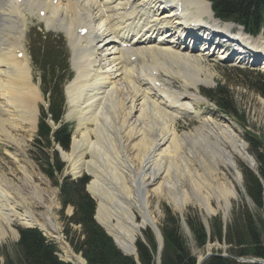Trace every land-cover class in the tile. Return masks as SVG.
<instances>
[{
  "label": "bare ground",
  "instance_id": "obj_1",
  "mask_svg": "<svg viewBox=\"0 0 264 264\" xmlns=\"http://www.w3.org/2000/svg\"><path fill=\"white\" fill-rule=\"evenodd\" d=\"M172 8L179 19H173ZM163 9L165 15L160 14ZM27 17L67 39L75 76L65 92L79 137L74 136L62 159L73 177L91 178L87 190L97 203V223L121 251L136 255V240L146 227L158 231L157 243L162 245L147 202L148 188L179 213L189 202L199 201L207 213H214L211 196L220 208V201L229 208L235 188L218 166L230 168L240 185L232 156L252 171L256 162L241 140L226 129L213 130L215 124L207 121L189 138L178 135L176 117L188 113L193 102H206L198 95L199 87L212 81L210 76L200 79L195 51L158 34L160 26L176 25L178 30L180 24H217L206 0H0V144L18 148L23 144L19 134L36 131L42 102L25 51ZM247 44L264 50L262 40L249 39ZM173 82L196 96L176 93ZM9 155L20 177L16 182L0 171V241L12 222L54 234L56 193L41 189L36 177H43ZM41 208L42 216L36 212ZM53 240L71 257L68 261L85 264L63 236L56 233Z\"/></svg>",
  "mask_w": 264,
  "mask_h": 264
},
{
  "label": "rangeland",
  "instance_id": "obj_2",
  "mask_svg": "<svg viewBox=\"0 0 264 264\" xmlns=\"http://www.w3.org/2000/svg\"><path fill=\"white\" fill-rule=\"evenodd\" d=\"M211 22L213 21H210V23ZM261 40L264 43V30L260 33V36L257 39H255V41L257 42ZM24 45H25V51L28 55L27 57L30 58L28 59L30 63V67L32 66L31 67L32 76H33L32 79H34V82H36V84L39 85L40 90H42L41 92H44V90L46 92L42 94L43 95L42 102L39 104V116H40V114L46 111L47 109L46 107L50 102L51 90H53V88L56 87L58 83L56 79L60 80V78L63 79L73 78L72 77L73 74L71 72L72 69L71 58H70L71 50L67 43L64 33L60 31L52 32L46 30L45 25L43 23L38 22L33 17H27L26 37L24 40ZM38 48H40L44 52L43 53L40 52L41 54H38L40 56L38 57V59L35 60V62L37 63L36 65L37 67H35L34 60H32V53L37 55ZM52 48L55 49L56 51L51 52L53 54H48V52H50ZM48 55H52L54 57L59 56L61 58L58 63V66L62 68V71L60 70L59 67L56 68L54 70V77L52 75L51 67L47 66L45 62V57H48L49 61H51ZM64 59L66 60V62L68 61L67 63L68 67L70 63L71 68L69 69L65 68V64L62 61ZM199 60L202 68V70L199 73L200 79L202 80L210 76V79L212 81L211 85H208L207 87L205 86L199 87L200 92L202 93L203 90L215 88L218 84H225V83L228 84V86L230 87L229 88L230 96L233 101L234 109L236 110V112L234 113L236 114L224 115L221 112H219L216 106L212 105L208 100L205 99L206 102L201 101L199 102V104L193 106V111L191 113L181 114L176 117L177 119L176 131L178 135L186 134L189 138L192 134H194V132L198 131V127L200 125H203L207 121L209 125L215 124L216 127L212 128L213 130L217 128L226 129L227 131L231 132L232 135L236 136L239 140H241L246 146L247 155L251 158L252 155L248 151L250 147L246 140L247 137L255 136L256 139L262 142L264 145V98H262L260 95L254 92H251L250 90L237 86L238 83H241V79L238 78L237 76H242V74L235 71V69L232 67L233 65H231L230 63H213L211 60L208 59L205 60L199 59ZM70 83H68L67 86ZM171 86L173 89H175V92L178 94H183L187 96H196L193 90L188 89L187 91H184L177 83L175 84L173 82ZM65 88L63 92H64V97L66 99V106H65L66 113L62 117V124L67 125L70 127V129H72L71 141H70V145H71L74 136L79 137V132L77 133L78 121L74 114L71 115L69 113L70 107L65 92ZM48 123L53 124L50 120H48ZM54 128L56 129L57 127L55 126ZM37 131L38 129L32 134H29L26 131L22 132V134H19L18 136L21 135L20 137L21 139H23V144L21 145L20 148L12 144L10 146H5L4 144H0V171L3 172L9 178L14 179L15 181L19 179L20 175L18 174V169L16 168V164L13 163V159L9 155L11 154L18 159L20 165H23L27 168L28 172H34L35 174H40L43 177V181H40L38 177H36L38 182L41 184V189L47 188L48 190L50 188L49 190H52L56 193L53 213L56 219L57 228L54 234L57 233L58 235L63 236V241L73 252L72 248L69 245V241L73 239V241L77 242V240L80 239L81 236L80 229L78 226H73L71 224H68V219L73 214V208L71 206H67L66 208L62 207L60 202L59 189L55 185V183H53L46 175V171H47L46 163L47 162L53 163L54 153H57L56 155L58 156L59 161L62 165L61 174L60 175L56 174V178H55L56 181L58 182H61L63 177H69L70 179L87 177L89 178V180L91 178L87 174H82L78 177H73L72 175H70L68 173L69 171L67 168V164L62 159V155H61L62 153L69 152V150L64 151L58 145H53L52 142L50 143V145H53V147L49 146L50 148L39 145L37 143L38 140ZM209 139L211 142L216 141L210 135H208V140ZM196 150H194L195 153L200 152L202 154V152L199 149ZM232 157L236 162V168L241 176L240 185L235 181L234 178L235 174L230 168H225V166H220V165L218 166V170L222 174H224L226 178H228V180L235 188V192H236V195L234 197H230V206L227 210L224 209L221 201H220V205H221L220 208L218 205V201H216V199L213 196H211L209 199L210 201L209 203L210 206L212 205L211 208L215 210L214 213H207L201 201H199L198 204L189 202L183 207L182 213H179L166 200V198L155 197L151 195L150 192L151 189L150 188L147 189V202H148L149 210L153 218L155 219V223L159 231L165 219V209H168L173 214V216L179 220L180 234L183 237L186 243V247L188 248L190 254L196 258V261L203 258L206 254L232 256L230 255L231 250L233 249L235 251L237 250V248L235 247L232 248L231 245L227 244L225 240L218 242L217 240L212 239V236H210V234L215 229L214 227L215 219H218L220 221L222 227L225 230L229 228L233 232L235 230H238L239 232L240 230H242L245 223L244 217L247 214H249L253 218L255 224L258 227L261 226L262 221L264 220V214L259 208H257L254 205V203L249 198L245 190L244 179L241 170L247 166L242 161L238 160L236 157L234 156ZM256 170H257V164H256ZM92 199L95 201L94 198ZM46 202L47 200H45L44 204H46ZM96 209H97V203H96ZM36 210L38 215L42 216L44 214L43 213L44 208L36 209ZM189 216L197 217L199 221L203 224L208 237H210L203 247L197 246L194 235L187 226L186 218ZM25 228H26L25 226H20L17 222H12L11 230L13 231H11L10 229H6L7 234H5L4 238L0 241V264H23L22 256L17 246V242L19 239L18 231L20 229H25ZM32 228L41 230L42 234L47 239V241L52 242V244L56 245L55 244L56 242L53 240V235H54L53 231L43 230L40 227H32ZM148 229L149 228L146 227V229L142 230L141 237L140 238L138 237L136 242L140 240L142 243L146 244ZM261 242L264 245V234L262 236ZM56 247L58 249V253H57L58 257L62 261L70 260L71 258L70 256L66 255V253H64L63 250L58 247V245ZM135 249H136V243H135ZM136 253H137V249H136Z\"/></svg>",
  "mask_w": 264,
  "mask_h": 264
},
{
  "label": "trees",
  "instance_id": "obj_3",
  "mask_svg": "<svg viewBox=\"0 0 264 264\" xmlns=\"http://www.w3.org/2000/svg\"><path fill=\"white\" fill-rule=\"evenodd\" d=\"M211 3L214 16L223 22H233L240 25L251 35H257L264 28V0H208ZM45 57L46 65L51 67L52 74L58 68L60 58L48 55ZM62 71V68L59 67ZM238 73L241 83L237 86L245 88L264 98V75L255 73ZM56 87L51 90V104L49 115L57 124L62 116L63 98L61 87L65 81L63 78L57 80ZM46 82V81H45ZM228 84H218L215 89L203 91V95L211 101L224 115L236 114L233 101L230 96ZM235 110V111H234ZM47 116L42 114V121L39 124L37 143L44 147L51 146L54 142L64 151L70 145L71 129L62 125L54 133L46 124ZM249 153L254 157L257 164V174L244 167L243 174L245 190L254 205L264 214V145L255 136L247 137ZM57 153H54L53 163H46L47 177L55 183L60 190V202L63 208L71 206L73 215L68 219V224L78 226L80 239L77 242L71 239L69 245L73 252L81 255L86 264H137L133 257L124 255L114 244L112 239L95 221L96 203L86 192L89 183L87 177L78 180L64 178L59 184L56 181V174L62 172V165ZM245 223L240 230L224 229L218 219H215L214 227L210 236L213 240L226 241L231 245L232 256L251 257L264 261V245L261 242L264 234V220L258 227L253 218L247 214L244 217ZM187 226L193 233L198 247H203L210 238L203 224L197 217L186 218ZM180 222L173 214L165 209V219L160 229L163 237V249L161 251L160 264H197L196 258L192 256L186 247V243L180 234ZM17 246L20 250L23 264H72L64 262L57 256L58 250L55 245L37 229H20ZM146 244L140 240L136 242L139 264H156L157 244L153 233L148 229ZM146 233V234H147ZM145 234V235H146ZM203 264H239L234 260L220 257H211Z\"/></svg>",
  "mask_w": 264,
  "mask_h": 264
},
{
  "label": "water",
  "instance_id": "obj_4",
  "mask_svg": "<svg viewBox=\"0 0 264 264\" xmlns=\"http://www.w3.org/2000/svg\"><path fill=\"white\" fill-rule=\"evenodd\" d=\"M249 170H251L249 168ZM252 171V170H251ZM253 173L257 174V172L255 171H252ZM98 224V223H97ZM104 231L105 229L99 225ZM151 231L154 233L155 235V238H156V235H158V231L155 229V228H150ZM105 233L112 239V241L114 242L113 238L105 231ZM160 233V232H159ZM161 235V234H160ZM161 239H162V236H161ZM157 240V238H156ZM163 240V239H162ZM115 246L117 247L116 243L114 242ZM162 247H163V242H162V245L161 247L158 246L157 247V252H158V258L160 260V253H161V250H162ZM118 248V247H117ZM119 249V248H118ZM120 250V249H119ZM121 251V250H120ZM124 255H128V256H132L135 261L138 263V257H137V253L136 255H130V254H127L123 251H121ZM211 257H220V258H227V259H231V260H234L236 261L237 263L239 264H264V261L261 260V259H257V258H251V257H235V256H223V255H212V254H206L203 258L197 260V264H203L207 259L211 258ZM84 261V260H83ZM85 263V261H84ZM159 263V262H158ZM86 264V263H85Z\"/></svg>",
  "mask_w": 264,
  "mask_h": 264
}]
</instances>
